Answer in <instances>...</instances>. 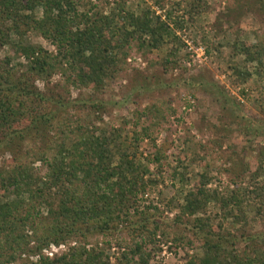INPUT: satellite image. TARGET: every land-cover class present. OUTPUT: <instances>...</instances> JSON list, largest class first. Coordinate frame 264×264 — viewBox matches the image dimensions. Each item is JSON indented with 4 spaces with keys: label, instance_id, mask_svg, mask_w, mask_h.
Here are the masks:
<instances>
[{
    "label": "trees",
    "instance_id": "16d2710c",
    "mask_svg": "<svg viewBox=\"0 0 264 264\" xmlns=\"http://www.w3.org/2000/svg\"><path fill=\"white\" fill-rule=\"evenodd\" d=\"M81 3L0 0V264H111V243L88 249V240L94 235L114 238L127 224L130 242H118L127 249L121 264H151L149 248L157 246L159 234L177 246L191 245L184 230L201 241L202 253L186 258L184 264H264V235L247 231L251 211L255 222L264 220V151L254 162L252 173L248 164L237 162L240 155L234 151L238 157L226 172L233 174L236 184L249 179L248 186L239 185L226 196L209 188L216 176L208 155L195 153L192 161L203 171L195 174L197 179L179 206L175 230L154 219L150 208L140 210V196L158 186L166 159L152 138L153 128L166 122L165 112L156 105L138 112L137 131L132 135L97 125L106 112V103L98 96L106 93L108 82L120 72L131 47L138 44L148 58L156 50H166L164 59L151 62L156 73L157 67L163 73L182 67V39L171 25L182 30L184 19H173L172 14L182 10L192 23L207 10V0H156L162 10L170 4L171 10L165 13L168 21L151 9L137 13L128 0L110 4L104 13ZM253 4L264 7V0H244L241 11ZM35 37L55 51L33 44L30 40ZM233 48L235 56L244 57L243 63L232 65L234 74L247 82L248 73L239 68L256 63V73L264 78L263 42L237 40ZM58 74L66 79L68 95L72 88L86 90L91 92L88 99L73 101L55 93L50 84ZM189 82L193 93L210 90L220 98V121L226 120L221 132L264 135L252 120L244 123L245 118L235 113L232 120L227 115L233 113L228 96L216 92L214 86L182 78L170 87ZM144 119L150 121L149 126L141 123ZM146 138L153 142L150 158L139 152ZM191 143L187 151L179 152L175 177L190 160ZM215 144L221 147L220 141ZM153 164L156 171L150 169ZM180 177L182 182L193 180L189 174ZM211 205L220 210L223 222L215 223L208 215ZM229 221L230 227L243 228L240 237L229 230L225 223ZM69 243L75 245L61 257L43 255L51 245ZM34 257L37 261H31Z\"/></svg>",
    "mask_w": 264,
    "mask_h": 264
},
{
    "label": "rangeland",
    "instance_id": "374dc122",
    "mask_svg": "<svg viewBox=\"0 0 264 264\" xmlns=\"http://www.w3.org/2000/svg\"><path fill=\"white\" fill-rule=\"evenodd\" d=\"M117 1L81 0V4L87 9L93 8L95 11L104 13L108 11L110 4L113 5ZM175 2L179 3L182 0H175ZM207 2V10L193 18L192 23L182 10H176L172 14L173 19L176 16L184 19L182 30L171 25L177 37L182 39L180 54L182 67L170 69L165 73L161 72L162 68L157 67L158 73H156L151 62L164 59L166 50L152 52L149 59L145 52L139 49L138 44H134L129 58L121 65L120 72L108 82L106 93L98 96V100L105 101L106 112L97 125L109 131L121 129L124 133L132 135L133 131H137L135 124L138 121V112H144L154 105L165 112L166 122L162 126L153 128L152 138L157 148L164 151L166 159L162 161L158 186L150 188L145 195L140 196V210L150 208L154 219L159 220V223L165 227L173 226L175 230L179 225L175 222L179 214V206L184 204L185 194L193 185V181L197 179L195 174L198 175L203 171L197 162L192 161L195 153L201 157L208 155L207 159L212 161L216 176L209 188L216 189L226 196L236 191L239 185L243 188L248 186L249 179L238 182L237 185L233 174L226 172V169L230 168V162L238 157L234 151L240 155L237 162L243 161V164H248L252 168L251 173L255 170L254 162L259 159L260 152L264 151V135L256 134V132H250L248 135H244L241 131L221 132V125H225L226 120L220 121L222 111L217 94H213L210 90L208 93L195 94L190 82L186 86L170 87L175 81L180 82L182 78L214 86L216 92H224V95L228 96L233 113L229 111L227 115L231 116L232 120L235 118L233 116L235 113L245 118L244 123L252 120L254 126L259 127L258 130L262 128L260 131H264V78L256 73L257 64H249L247 68L240 66L241 72L249 75L250 79L247 82L232 71V65L243 63L244 60V57L235 56L233 44L237 43V40H248L255 44L264 43V7L253 4L249 10L241 11L240 7L244 6V0H207ZM128 4L137 13L151 9L156 16H162V20L168 21L165 13L171 10L170 4H166L165 10L156 5V0H128ZM30 41L55 51L54 47L39 37L32 38ZM215 47H219V51ZM155 74L157 78L154 77ZM65 85L66 79L61 74L56 75L50 84L55 93L62 94L73 101L88 99L91 94L86 90L72 88L71 94L68 95L64 90ZM39 87L42 89L43 85L40 83ZM256 119L263 122L255 123ZM141 123L150 125V121L145 119ZM190 141L192 142L188 150L190 160L184 164V168L178 170L179 174L175 177L174 170L179 167L177 162L179 152L187 151ZM218 141L221 142V147L215 144ZM151 142L150 138H146L140 146L139 152L143 153L144 158H150L149 150H152L153 144ZM200 145L206 149L202 150ZM37 167H40V164H37ZM150 169L156 171L157 165H151ZM182 174L192 175L193 180L188 183L182 182L180 179ZM156 209L160 210V213ZM210 214L215 218V223L224 221L220 210L213 205L209 209L208 215ZM252 214L253 211L248 214L247 231L264 235V220L259 219L255 222ZM192 219L186 218L185 221ZM231 222L225 223L230 227ZM127 225L121 228L114 238L91 236L87 248L97 246L101 248L105 242H109L111 243L108 253L110 263L121 264L122 254L127 249L126 246L121 248L118 242L124 240L127 243L130 242ZM235 227H230L229 230L240 237L243 228L238 225ZM169 232L171 235L173 231L169 230ZM184 232L188 239L192 240L191 245L177 246L159 234L157 246L149 248L152 255L151 264H184L186 258L201 255V241L192 236L190 230H184ZM74 245V243L59 247L51 245L49 249L44 250L43 255L55 259L68 253ZM245 249V245H242L241 250ZM31 261H37V259L34 257Z\"/></svg>",
    "mask_w": 264,
    "mask_h": 264
}]
</instances>
